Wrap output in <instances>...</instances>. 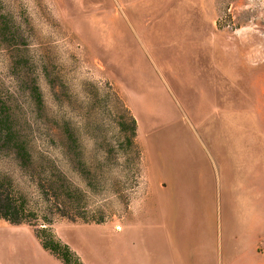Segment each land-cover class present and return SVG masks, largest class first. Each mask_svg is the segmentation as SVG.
Here are the masks:
<instances>
[{
  "label": "rangeland",
  "instance_id": "374dc122",
  "mask_svg": "<svg viewBox=\"0 0 264 264\" xmlns=\"http://www.w3.org/2000/svg\"><path fill=\"white\" fill-rule=\"evenodd\" d=\"M0 109L36 158L0 147V175L37 216L46 157L82 191V217L36 221L70 264H127L162 212L196 244L236 161L264 173V0H0ZM36 226L0 219V264H56Z\"/></svg>",
  "mask_w": 264,
  "mask_h": 264
},
{
  "label": "crops",
  "instance_id": "0c3cea01",
  "mask_svg": "<svg viewBox=\"0 0 264 264\" xmlns=\"http://www.w3.org/2000/svg\"><path fill=\"white\" fill-rule=\"evenodd\" d=\"M240 160L232 182L234 203L220 193L217 226L212 218L209 232L190 245V236L176 231L173 211L162 212L160 233L141 235L127 264H264V173L257 166L244 168Z\"/></svg>",
  "mask_w": 264,
  "mask_h": 264
},
{
  "label": "trees",
  "instance_id": "16d2710c",
  "mask_svg": "<svg viewBox=\"0 0 264 264\" xmlns=\"http://www.w3.org/2000/svg\"><path fill=\"white\" fill-rule=\"evenodd\" d=\"M29 91L36 104L41 105L42 95L35 79L31 80ZM120 125L122 126L123 124ZM128 129L130 131L127 138L128 146L136 149V157L139 160L140 151L133 140L136 134V121L132 115L130 116ZM66 136L70 143L76 142L74 134L69 129L66 131ZM0 147L11 149L13 157L23 170L27 171L35 167V156L29 151L27 145L20 137L16 135L7 113L2 109H0ZM46 159L50 163V169L55 168V172L57 173L47 170L44 182H39L38 184L43 194V200L46 203L43 213L37 216V212L29 207L26 197L15 191L9 176L0 175V219H4L12 224L28 223L36 226V221L39 218L44 222L42 224H51L53 214L70 219H75L77 216L82 217L78 211L82 191L69 182L58 167L53 165L54 160L52 158L46 157ZM90 220L96 223L102 222L101 218H92ZM41 231L46 233L44 227L38 228L36 226L35 234L39 239L40 245L59 259L62 264H70V260L73 256L75 257V254L70 250L68 245L55 238L51 233L49 236H43Z\"/></svg>",
  "mask_w": 264,
  "mask_h": 264
}]
</instances>
